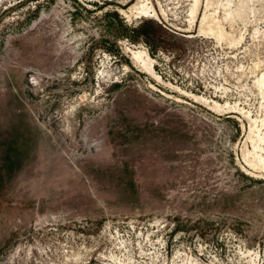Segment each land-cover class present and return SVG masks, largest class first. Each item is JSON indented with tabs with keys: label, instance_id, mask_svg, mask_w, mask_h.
Here are the masks:
<instances>
[{
	"label": "rangeland",
	"instance_id": "obj_1",
	"mask_svg": "<svg viewBox=\"0 0 264 264\" xmlns=\"http://www.w3.org/2000/svg\"><path fill=\"white\" fill-rule=\"evenodd\" d=\"M0 264H264V0H0Z\"/></svg>",
	"mask_w": 264,
	"mask_h": 264
},
{
	"label": "bare ground",
	"instance_id": "obj_2",
	"mask_svg": "<svg viewBox=\"0 0 264 264\" xmlns=\"http://www.w3.org/2000/svg\"><path fill=\"white\" fill-rule=\"evenodd\" d=\"M147 12H148V9H146V8H141L140 9V13L139 14H147ZM148 15V14H147ZM146 16V15H145ZM146 17H149V16H146ZM152 17V16H151ZM144 18V17H143ZM135 55H136V57L137 58H141V53H135ZM145 64V63H144Z\"/></svg>",
	"mask_w": 264,
	"mask_h": 264
}]
</instances>
